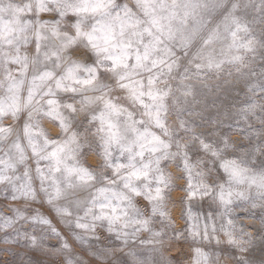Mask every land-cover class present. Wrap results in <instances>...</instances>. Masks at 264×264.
I'll return each instance as SVG.
<instances>
[{"label": "clouds", "instance_id": "obj_1", "mask_svg": "<svg viewBox=\"0 0 264 264\" xmlns=\"http://www.w3.org/2000/svg\"><path fill=\"white\" fill-rule=\"evenodd\" d=\"M38 3L0 0V264H264V0Z\"/></svg>", "mask_w": 264, "mask_h": 264}, {"label": "snow or ice", "instance_id": "obj_2", "mask_svg": "<svg viewBox=\"0 0 264 264\" xmlns=\"http://www.w3.org/2000/svg\"><path fill=\"white\" fill-rule=\"evenodd\" d=\"M46 0H39L37 11L46 10L45 7ZM95 11V9H93ZM75 11L79 12V9H76ZM19 9H14L12 17L10 19H5L2 15H0V50L3 49L4 43L11 44L15 49L16 52L11 57H2V62L4 64H20V63H27V57H21L19 54V49L21 46V42H23L25 45L27 44V40L24 38V33L27 32L28 28L27 25L23 24L19 19ZM158 20H154V24L158 25ZM36 48L37 51H39V38L36 40ZM123 56L125 59H127V56L129 53L127 52V46H123ZM148 46H145L146 53H147ZM145 59H147V54H145ZM110 59L118 60L119 57H110ZM136 59L139 61L140 56L139 54L136 55ZM16 81L13 80L11 77L9 78V90H12L16 86ZM4 105L0 104V111L4 110ZM11 108V106H9ZM14 111V110H13ZM11 129H0V136H6L10 134ZM51 155H55V153H52ZM15 164L11 161H2L0 160V176L3 175L4 171H6L8 168H14ZM23 188L24 185H21ZM41 222H43V218H40Z\"/></svg>", "mask_w": 264, "mask_h": 264}]
</instances>
